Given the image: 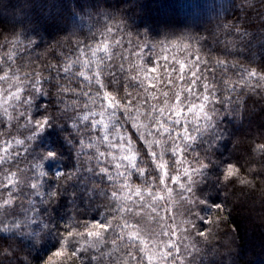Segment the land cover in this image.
<instances>
[{"label":"clouds","instance_id":"9594fccd","mask_svg":"<svg viewBox=\"0 0 264 264\" xmlns=\"http://www.w3.org/2000/svg\"><path fill=\"white\" fill-rule=\"evenodd\" d=\"M0 264H264V0H0Z\"/></svg>","mask_w":264,"mask_h":264}]
</instances>
